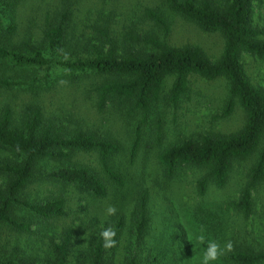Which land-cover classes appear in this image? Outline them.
I'll list each match as a JSON object with an SVG mask.
<instances>
[{"label":"trees","instance_id":"16d2710c","mask_svg":"<svg viewBox=\"0 0 264 264\" xmlns=\"http://www.w3.org/2000/svg\"><path fill=\"white\" fill-rule=\"evenodd\" d=\"M33 0H0V91L19 94L50 92L59 82L71 86L88 80L97 111L109 103L119 113L137 116L128 151V162L135 159L140 140V127L147 114L162 99L175 107L187 91L188 77L205 81L222 78L226 82V97L221 118L229 116L235 106L243 112L241 127L230 134H205L183 138L167 144L156 155V164L166 178L183 168L203 170L196 181V192L203 195L208 184L216 189L225 186L234 162L255 157L249 167L244 186L229 206L245 218L251 209V191L264 183V92L252 86L239 61L247 55L264 61V40L253 26L254 6L263 0H158V5L144 8L142 19L155 29L139 35L132 28L122 36L123 50L115 52L107 29H96L92 43L72 37L71 2L61 0L59 6L42 19L38 40H32L25 30L17 38V16L21 3ZM43 1V0H42ZM179 17L204 32H217L223 44L220 56L210 62L197 47H173L167 43L171 17ZM100 29V30H99ZM172 78L167 93L161 96L164 80ZM96 81V82H95ZM120 148L111 138L97 137L81 129L67 130L56 117H44L36 104L25 105L14 118L7 104L0 107V151L12 160H0V232L2 229L40 239L30 228L64 215V199L48 196L30 197V187L57 184L72 187L93 199H104L108 188L121 189L125 178L114 169L112 159ZM96 153L98 171L72 164L74 154ZM54 164L45 169L46 164ZM44 168V170H43ZM148 191L140 188L128 227V243L121 264H165L186 254L183 231L173 228L161 247L148 249L143 261L140 250L149 227ZM220 216L197 209L192 227L207 238L223 239ZM116 232V246H102L100 231L89 233L80 249L78 264H115L114 256L124 231L121 216L109 224ZM107 225V226H109ZM105 226V227H107ZM70 229L59 233L58 243H50V257L42 264H72L75 253ZM7 243H5L6 245ZM169 249V251H165ZM9 252V253H7ZM21 250L10 251L0 245V264H36L23 259ZM221 264H264V250L234 247L220 260ZM172 261H170L171 263Z\"/></svg>","mask_w":264,"mask_h":264},{"label":"rangeland","instance_id":"374dc122","mask_svg":"<svg viewBox=\"0 0 264 264\" xmlns=\"http://www.w3.org/2000/svg\"><path fill=\"white\" fill-rule=\"evenodd\" d=\"M71 2L72 37L81 42H93L97 39L96 29L104 26L107 36L114 45V50H123L122 36L127 29L132 28L139 35H145L155 29L149 21L142 19L144 8L158 5V0H67ZM61 0H33L21 3L17 16V38L20 40L28 29L32 40H38L39 29L43 17L56 9ZM253 26L260 32L264 40V0L254 6ZM100 30V29H99ZM167 43L173 47H197L210 62L220 56L223 39L217 33L204 32L194 24L179 17H171ZM239 61L250 84L264 92V61L256 60L247 55H240ZM172 78H166L161 90V96L167 93ZM96 82V81H95ZM91 87L88 80L74 87L68 83L59 82L50 92L19 94L0 91V107L7 104L14 118L28 104L38 105L44 117H56L67 130L81 129L93 132L100 138H111L119 145V152L112 159L114 169L120 170L125 178V186L121 189L108 188L104 199H93L77 192L72 187H62L57 184H46L40 187H30V197L36 199L48 196H60L64 199V215L45 224L30 228L37 231L41 239L34 243L35 236L17 235L2 229L0 245L10 251L18 247L23 259L42 264L50 257V243H58L59 233L70 229L75 245L74 254L70 256L72 264L81 262L80 249L89 233H96L112 220L121 216L124 220V231L117 247L114 263L121 264L128 243V227L131 213L140 188L148 191L147 213L149 227L140 250L137 251L139 261H143L148 249L161 247L165 244L168 234L173 228L183 231L186 242V254L176 261L168 260L165 264H201L204 246L196 237L201 231L192 227L191 219L197 209L209 211L220 216L223 226V239L231 240L234 247H249L254 250H264V183L256 185L251 191V209L245 218L237 214L229 203L237 199L240 189L244 186L249 167L255 157L242 162H234L225 186L216 189L208 184L203 195L196 192V181L203 176V170L183 168L171 178H166L156 164V155L167 144L183 138H196L205 134H230L237 131L243 122V112L235 106L233 112L221 118V111L226 97V82L222 78L205 81L196 76L188 77L187 91L179 103L172 107L166 101L160 100L154 110L147 114L145 122L140 127V140L135 159L128 162V151L132 130L139 117L126 116L113 109L109 103L100 111L94 106L92 95L88 94ZM12 160L8 153L0 151V160ZM70 162L98 169L96 153L71 156ZM54 164H46L45 169L53 168ZM44 170V168H43ZM108 205H114L117 213L107 216ZM206 240H216L207 238ZM5 243H7L5 245ZM169 251V249L165 250ZM9 253V252H7ZM170 261H172L170 263ZM215 264H221L216 261Z\"/></svg>","mask_w":264,"mask_h":264},{"label":"clouds","instance_id":"9594fccd","mask_svg":"<svg viewBox=\"0 0 264 264\" xmlns=\"http://www.w3.org/2000/svg\"><path fill=\"white\" fill-rule=\"evenodd\" d=\"M64 83V81H61ZM117 213V208L114 205H108L105 214L107 216H114ZM203 233V229H201ZM102 246L106 249H111L116 246V235L117 232L112 226L102 228L99 233ZM197 241L204 246L201 264H215L216 261L220 260L226 254L231 253L234 250V245L231 240L224 242L223 246L216 240H206L203 234L196 237Z\"/></svg>","mask_w":264,"mask_h":264}]
</instances>
